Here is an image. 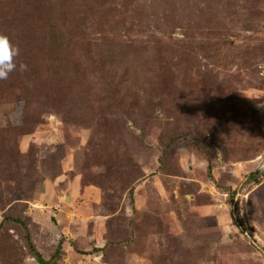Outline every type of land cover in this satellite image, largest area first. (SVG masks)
<instances>
[{
  "label": "rangeland",
  "instance_id": "rangeland-1",
  "mask_svg": "<svg viewBox=\"0 0 264 264\" xmlns=\"http://www.w3.org/2000/svg\"><path fill=\"white\" fill-rule=\"evenodd\" d=\"M0 34V264H264V0H0Z\"/></svg>",
  "mask_w": 264,
  "mask_h": 264
},
{
  "label": "clouds",
  "instance_id": "clouds-1",
  "mask_svg": "<svg viewBox=\"0 0 264 264\" xmlns=\"http://www.w3.org/2000/svg\"><path fill=\"white\" fill-rule=\"evenodd\" d=\"M19 55L18 47L12 45L6 35L0 34V80H6L17 69L14 58ZM26 65H20L24 70Z\"/></svg>",
  "mask_w": 264,
  "mask_h": 264
},
{
  "label": "trees",
  "instance_id": "trees-1",
  "mask_svg": "<svg viewBox=\"0 0 264 264\" xmlns=\"http://www.w3.org/2000/svg\"><path fill=\"white\" fill-rule=\"evenodd\" d=\"M258 171V170H257ZM263 171V170H262ZM264 172V171H263ZM260 174V173H259ZM250 177V180L251 181H253V182H255L257 179H258V175H256V173H254V174H252V175H250L249 176ZM233 199V198H232ZM236 206V205H235ZM235 210H236V207H235ZM235 221H237L239 224H237V225H241V228L240 229H242L243 228V226H242V224L238 221V219H235ZM236 222V223H237ZM26 238H27V235H26ZM29 247H30V249L32 250V252L34 253V256H35V258H36V260H37V262L39 263V264H46V262L42 259V257L40 256V254H38L32 247H31V245H29ZM61 249V243H59L58 244V246H57V251H59Z\"/></svg>",
  "mask_w": 264,
  "mask_h": 264
},
{
  "label": "water",
  "instance_id": "water-1",
  "mask_svg": "<svg viewBox=\"0 0 264 264\" xmlns=\"http://www.w3.org/2000/svg\"><path fill=\"white\" fill-rule=\"evenodd\" d=\"M67 201H68V199H67Z\"/></svg>",
  "mask_w": 264,
  "mask_h": 264
}]
</instances>
